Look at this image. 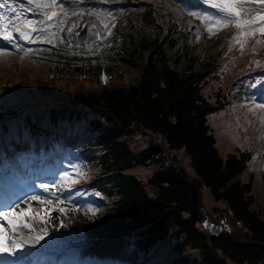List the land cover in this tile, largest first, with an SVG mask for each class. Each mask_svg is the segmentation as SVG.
Here are the masks:
<instances>
[{
    "label": "rangeland",
    "instance_id": "374dc122",
    "mask_svg": "<svg viewBox=\"0 0 264 264\" xmlns=\"http://www.w3.org/2000/svg\"><path fill=\"white\" fill-rule=\"evenodd\" d=\"M219 1L224 3V0ZM245 1L255 3L259 0H235V6L241 11L240 21L244 20L243 16L249 15L252 23L239 27L236 24L234 27L233 22L225 24L220 19V25L209 23L203 18L205 11L194 10L196 4H207L209 9H213L211 5L217 0H56L51 9H39L37 12L32 11L33 4L28 0H10L11 13L4 14L0 24H9L11 19L13 23L9 24L8 30L15 36L16 44L0 38V44H3L0 50L11 57H0V108L27 109L35 103L62 107L71 104V99L79 93H98L104 88L135 85L140 79L147 53L141 45L156 41L176 72L186 70L191 64L195 71L210 70L206 83L212 86L210 90L214 92L213 88H219L220 94L227 93L228 96H225L229 100L223 104L225 109L216 108L209 112L207 124L221 158L224 159L227 153L255 152L239 179L246 182L250 177L255 203L264 211V127L262 131L256 125L261 117L264 120V96L259 97L264 94V33L260 31L264 21L258 19L259 15H264V9L253 15L246 13L247 6L240 7ZM19 8L21 12H15L14 16L13 9ZM53 12L57 15L52 16ZM48 15L52 18L48 19ZM17 16L20 18L17 19ZM29 21L32 23L29 24ZM84 22L91 23L99 33V41L88 49L81 47L74 37ZM245 25L250 27L245 28ZM16 28L27 33L29 39L21 38ZM32 28L37 30L32 31ZM10 44L13 46L9 47ZM17 55L25 61L20 64ZM220 100L225 102L223 97ZM211 104L215 107L213 102ZM45 117L44 110L35 108L23 117L24 120L8 121L5 126H0V163L7 158L9 164L16 163L12 155L17 150L22 151L20 157L27 162L34 155L42 161L50 154L60 165L65 157L66 167L61 170L66 172L57 178L62 183L59 182L60 185L70 188V192L68 196L56 199L46 193L52 201L50 205H53L48 208L56 209L57 218L53 230L39 239L37 245L45 248L52 238L54 242L55 239L61 240L58 242L65 243L67 248H76L82 243L91 246L103 240L110 243L119 240L120 246L96 259L97 264L102 261L112 264H163L160 257H163L167 243L146 251L145 259H137L135 251L141 254L142 249L134 245L125 246V239L104 228L108 225L114 229L116 220L113 210L118 197L111 183V176L115 173L103 174L98 160L103 153L102 148L94 146L96 136L89 133L86 118H63L58 126L50 127L44 123ZM122 139L133 152L153 144L164 152L166 166L171 165L172 156L186 173L194 175L184 153L169 151L160 136L146 133ZM51 142L55 149H63L65 153H50ZM44 160L47 165L53 163ZM73 162L74 168H71ZM156 170L158 167L153 165L136 167L127 173L146 183ZM3 194L5 192L0 191L1 199ZM199 194L201 209L198 226L202 230L209 233L201 227L206 222L216 226L217 231L225 226L226 231L241 235L243 230L233 222L223 203L215 202L204 186ZM43 197L46 198L45 195ZM67 197L90 199L92 210L87 211L81 203L68 201ZM60 206L63 212L57 209ZM10 210L14 207L4 212ZM20 225L16 235L23 237L20 246L28 249L29 243L37 241L31 237L35 238L39 232L32 226L24 227V223ZM3 235L6 236L7 232ZM26 238L31 242L27 243Z\"/></svg>",
    "mask_w": 264,
    "mask_h": 264
},
{
    "label": "trees",
    "instance_id": "16d2710c",
    "mask_svg": "<svg viewBox=\"0 0 264 264\" xmlns=\"http://www.w3.org/2000/svg\"><path fill=\"white\" fill-rule=\"evenodd\" d=\"M141 48L147 53L135 85L79 93L69 107L61 109L77 120L86 118L89 133L96 136L94 146L102 148L98 160L103 174L115 173L111 183L118 197L113 210L116 220L114 229L104 228L118 237L135 238L144 251L167 243L160 257L163 264H264V211L255 203L250 177L246 182L239 179L255 152L227 153L221 158L207 124L208 113L229 100L227 93L210 90L212 86L206 84L210 70L195 71L191 64L176 72L156 41ZM52 110L49 123L62 114ZM146 133L160 136L169 151L184 153L194 175L172 156L166 166L164 152L155 145L133 153L122 139ZM152 165L158 170L145 184L127 173ZM203 186L215 202L224 204L243 230L241 235L231 230L212 235L198 226ZM116 223L123 229L116 231Z\"/></svg>",
    "mask_w": 264,
    "mask_h": 264
},
{
    "label": "bare ground",
    "instance_id": "6f19581e",
    "mask_svg": "<svg viewBox=\"0 0 264 264\" xmlns=\"http://www.w3.org/2000/svg\"><path fill=\"white\" fill-rule=\"evenodd\" d=\"M9 1L10 0H7V2ZM195 7H197L202 12H207L203 6ZM256 7L258 6L256 5ZM18 11H21L20 8ZM3 14L6 13L2 12V15ZM207 14H209V16L203 15V18L208 17L212 20L215 16L216 20L220 19L224 21L225 24L231 23V19L227 18V14L220 12L218 13L216 10L215 14L213 12H209ZM23 20H25V18ZM19 52H21V50H19ZM8 54L9 53L6 51L2 52L0 50V57L6 56L4 59H10L11 57ZM17 60L20 64L25 61L21 59L19 55H17ZM256 125L263 131V117H261L256 122ZM21 155H23L22 151L17 150L16 154L12 155V158L16 160V163L15 161H10L11 163L9 164L8 158L7 160L4 159L3 162L0 163V175H2V177L0 176V191L5 192V194L2 195V199L6 201L5 203L7 205L14 207V211L10 210L11 214L9 216V220H4L3 217H0V225H3L5 229L3 233H0V240H2L3 237L11 236L18 241L23 239V237L16 235L20 230L21 223L35 228L39 232L36 237L39 236L43 238L47 233L53 230L55 219L57 218V212H55L56 210L49 212V209L54 208H48L50 204L47 203V201L50 200L46 195L50 193L49 195L51 198L56 199L57 197L60 198L63 196H68V193L70 192V188L68 186L66 187L64 185H60L61 182L58 180V178H53L55 172H57L59 169L57 166H55V163L47 165L45 162H43L45 161L44 159L54 162V159L51 158L50 154L43 158L42 161L40 158H37L38 156L34 155V157L30 159V162H27L24 157H20ZM15 164L18 166L14 167L13 169H6L15 166ZM41 185H45L46 187H41ZM43 195H45V199ZM34 196L38 197V200H33L32 197ZM41 199H44L45 203H43V205H41ZM67 200H76V202L81 203V205L87 211L92 210L90 199L80 197H77V199H72L67 197ZM57 209H61V206L57 207ZM13 227H15V231L12 230ZM5 232H7L6 236L3 235ZM31 238L34 239V237ZM26 239L27 243L31 242L30 239ZM53 239L54 238H52L51 243H48L47 247L45 248L42 247V245L40 246V244L35 245L33 243H29L28 249L22 248L21 246L14 248L12 246L11 240L5 241L10 250L8 252L0 250V264H89L90 261L92 264L96 263L92 261L91 257L88 255L90 252L81 248L84 245L83 243L76 245V248H67L65 247V243L62 244V242H58L61 240L55 239L56 241L54 242ZM35 248L36 251H34ZM53 252L54 254L49 256V254ZM16 253L20 255H15Z\"/></svg>",
    "mask_w": 264,
    "mask_h": 264
},
{
    "label": "snow or ice",
    "instance_id": "6c2138e0",
    "mask_svg": "<svg viewBox=\"0 0 264 264\" xmlns=\"http://www.w3.org/2000/svg\"><path fill=\"white\" fill-rule=\"evenodd\" d=\"M35 0H28V3H34ZM56 5V0H51V3L48 4V3H39V2H36V7L37 8H45V7H53ZM5 5L4 4H0V8H3ZM212 7H216L219 9V11L223 12V13H226L228 16L230 17H234L238 20V23H237V26H242V24H249V23H252V21L249 19V20H243V21H240V17H241V11L237 9V7L235 6V0H224V3L222 4H212L211 5ZM13 13L15 15V10L13 9ZM57 15L55 12L52 13V16H55ZM52 17L49 16L48 19H51ZM17 19H19V16H17ZM204 19L208 20L209 23H214L216 25H220L221 21L220 20H211L210 18L208 17H204ZM258 19L261 20V21H264V15H259L258 16ZM13 22L11 21V19H9V24H12ZM32 22L29 21V24H31ZM9 24H0V38H2L3 40L5 41H8L9 43H12L14 40H15V36L13 35V33L11 31L8 30V27H9ZM32 31H36L37 29L35 28H32L31 29ZM211 30V29H209ZM16 33L19 34V36L23 39H29V36L27 33H25L24 31H22L20 28H16L15 29ZM260 31L262 33H264V27H261L260 28ZM106 79V78H105ZM41 187H46L45 185H41ZM33 200H38V197H32ZM41 203H45L44 201H40ZM47 203L51 204L52 201H47ZM53 210H56V209H49V212L50 211H53ZM14 211V210H12ZM60 212H63L64 209L61 208L59 209ZM10 212H0V217H3L4 220H9V216H10ZM24 227H28V228H31L30 225H27L25 224ZM13 231H15V227H13L12 229ZM5 231L4 229V226L3 225H0V233H3ZM42 237H35L34 239H41ZM8 240H11V243H12V246L15 248V247H19L20 244L23 242V240H16L12 237H3L2 240H0V250L4 251V252H8L10 249L9 247L7 246V243L5 241H8Z\"/></svg>",
    "mask_w": 264,
    "mask_h": 264
},
{
    "label": "water",
    "instance_id": "95a60500",
    "mask_svg": "<svg viewBox=\"0 0 264 264\" xmlns=\"http://www.w3.org/2000/svg\"><path fill=\"white\" fill-rule=\"evenodd\" d=\"M78 40L84 44L86 47L95 42L98 39L97 32L93 29V27L89 23H84L81 27V30L77 34ZM203 227L207 228L210 233L214 234L215 229L212 224H207L204 222L202 224ZM225 227V226H224ZM223 230V226L220 227Z\"/></svg>",
    "mask_w": 264,
    "mask_h": 264
}]
</instances>
